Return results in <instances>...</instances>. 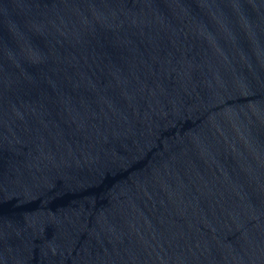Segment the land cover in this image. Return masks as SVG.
I'll use <instances>...</instances> for the list:
<instances>
[{
  "label": "water",
  "instance_id": "1",
  "mask_svg": "<svg viewBox=\"0 0 264 264\" xmlns=\"http://www.w3.org/2000/svg\"><path fill=\"white\" fill-rule=\"evenodd\" d=\"M0 264H264V0H0Z\"/></svg>",
  "mask_w": 264,
  "mask_h": 264
}]
</instances>
